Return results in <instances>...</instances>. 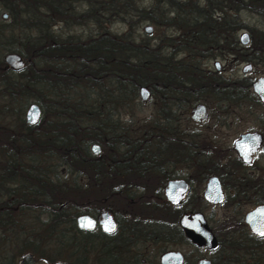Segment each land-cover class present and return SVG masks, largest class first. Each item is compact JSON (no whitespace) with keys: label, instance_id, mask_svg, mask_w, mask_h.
I'll use <instances>...</instances> for the list:
<instances>
[{"label":"trees","instance_id":"1","mask_svg":"<svg viewBox=\"0 0 264 264\" xmlns=\"http://www.w3.org/2000/svg\"><path fill=\"white\" fill-rule=\"evenodd\" d=\"M241 12L264 17V0H0V264H122L136 242L122 234L124 213L143 214L129 226L152 240L164 227L155 214L171 208L159 196L163 180L147 186L142 175L188 159L216 163L195 156L188 145L198 149V136L178 128L204 90L192 60L264 55V31L244 25ZM143 23L170 33L138 38ZM243 30L247 47L235 36ZM8 53L21 70L3 63ZM207 79L216 94L221 82ZM140 87L159 122L132 128L120 117L134 114ZM30 104L40 110L32 124ZM102 209L119 221L112 238L76 228L77 216Z\"/></svg>","mask_w":264,"mask_h":264},{"label":"flooded vegetation","instance_id":"2","mask_svg":"<svg viewBox=\"0 0 264 264\" xmlns=\"http://www.w3.org/2000/svg\"><path fill=\"white\" fill-rule=\"evenodd\" d=\"M216 56L224 59L230 58L232 61H238L239 63H246L241 69L244 75L250 72L252 65H257L258 63L264 69V55H247L244 60H240L242 55H209L207 57L205 55L201 60L215 58ZM213 68L215 72H209L198 67L204 75H202L204 79H201L203 87H200V89L203 88L204 90L201 91L199 100L214 101L223 109L230 107L241 110L240 106L242 104L243 107L264 108V102L253 92L252 88V85L263 79L264 76L253 80L248 78H225L218 74L220 71L218 62L213 63ZM208 74L214 75L221 82L220 85H217V92L214 95L209 93L206 85H204L208 81ZM240 85L243 88L241 99L239 100L235 95V91L236 89L239 91ZM194 103L188 112L187 122L194 126H204L208 120L207 108L201 103ZM197 104L204 107L206 116L204 121L195 123L190 120L189 115L191 109ZM246 114L251 116L250 119L256 124V127L239 131L235 135V139L226 148H221L210 137L194 134L198 136V149L193 145L195 143H189L188 145L195 151L193 152L194 155L201 156V158L211 157L215 159L216 163L208 166L203 161L194 162V160L188 159L187 161L191 162L160 165L151 168L152 176H149L148 173L142 175L143 179L141 180L147 186L158 184L160 179L163 180L159 196L171 210L155 214L156 216H161L162 221L152 223H161L164 227L155 231L156 235L153 236V241L140 240V235H137L138 230L129 226L136 223V221L131 219H134V217L140 219L144 216L143 214L133 212L122 214L121 222L126 224V227L122 228V234L132 235L136 238L135 243H127L128 249L122 255L126 259L122 261V264H161V257L166 254H177L170 257L171 260L173 258L172 261H179L178 263L173 262L174 264H199L200 262H207L208 264H264V233L255 234L244 221L246 214L253 210L257 211L264 206V114H255L250 110ZM218 123L221 124V122ZM241 154H250L248 155V163L242 161L241 156H239ZM210 178H216L219 184L223 197L219 204H210L203 199L205 186ZM175 181L184 182L186 189L184 198L178 204L172 205L165 200L163 190L168 182ZM192 185H202L201 192L191 195ZM201 204L212 208H225L228 213L213 221L211 214L207 215L202 212L201 207L198 208V205L200 206ZM244 207H247V209L244 210ZM193 214L202 216L209 232L215 239L214 247L209 249L205 246H198L186 236L179 221L182 217ZM98 216L99 214L96 217H91L95 220V223L98 220ZM111 217L115 222V230L110 234L104 233L109 238H112L118 231L119 222L112 215ZM140 222L142 223V221ZM262 227L263 222L257 221L255 223L257 231H262ZM93 230H100V228L96 225ZM158 234H161L160 238H157ZM142 237L146 236L143 234ZM230 238L233 240L232 244L228 242ZM166 244L189 247L196 251L197 254L190 255L179 249L163 251L161 248H156L157 245L163 246ZM230 252L231 256L228 257L227 255ZM231 257L236 258V260L232 261Z\"/></svg>","mask_w":264,"mask_h":264},{"label":"rangeland","instance_id":"3","mask_svg":"<svg viewBox=\"0 0 264 264\" xmlns=\"http://www.w3.org/2000/svg\"><path fill=\"white\" fill-rule=\"evenodd\" d=\"M239 19L242 20L244 25H247L248 27L256 30H262L264 31V17H258L253 14H249L247 12H241L239 13ZM151 27V32L149 34L144 33L145 27ZM110 30L112 31H121L120 25H112L109 26ZM86 32L87 30L85 28H71V32ZM170 30L163 29V28H155L151 26L148 23H143L141 26L137 28L136 35L138 38H144L147 37L151 39L152 41H155L158 37H161L162 35L169 34ZM242 33H246L247 37L250 42V36L248 35L247 31H238L236 33V40L238 43V39L241 36ZM239 45V44H238ZM248 44L245 46L247 47ZM243 47V46H240ZM5 55V54H4ZM187 55H176V59L179 60V58H185ZM188 58V57H187ZM185 58V59H187ZM187 62H189L187 60ZM218 62L220 66V71L218 72L219 76L225 77V78H232V79H240V78H248V79H255L260 76H264V69L260 63L257 65H252L251 70L248 74L244 75L241 72L242 67L246 63H239L238 61H232V59L227 58H221V57H215V58H209V59H203L201 58H195L192 60V63H194L196 66H198L201 69H205L209 72H215L213 68V63ZM217 73V72H216ZM196 103H201L206 106L208 111V120L207 123L204 126H194L190 122L187 123H180L178 128L180 130H184L187 133L193 132L194 134H197L198 136L203 137H210L213 141L217 143L221 148H226L230 145L231 141L235 139V135L242 130L248 129L250 127H256V124L252 121L251 116H248L246 112L248 110L252 111L255 114H264V108H254V107H243V104L240 106L241 110L239 109H233L230 107L221 108L219 105H217L214 101L210 100H199ZM134 106V114H126L121 115L120 120L122 122H125L126 124L130 123L132 128H138L142 127V123L145 124L146 122H150L152 120H155L159 122V118L155 116V109H154V100L149 97V99L145 102H141L138 97H136ZM131 116V117H130ZM188 117V116H187ZM220 120V121H219ZM221 122L219 124L218 122ZM258 162V160H257ZM202 190V185L196 186L192 185V189L190 194L195 195L200 193ZM194 197V196H193ZM201 204L198 205V208L201 207L202 212H205V214L210 215L213 221L217 220L218 218H221L223 215L227 214V210L225 208H212L209 206H206ZM247 209V207H244V210ZM103 210V209H102ZM101 210V211H102ZM212 211V212H211ZM46 248V246H45ZM156 248H161V250H174L179 249L182 250L184 253H189L190 255L197 254L196 251L193 249H190L189 247H183V246H175V245H157ZM94 254L97 252V249H94ZM94 254L92 253L90 261H92V258L94 257Z\"/></svg>","mask_w":264,"mask_h":264},{"label":"water","instance_id":"4","mask_svg":"<svg viewBox=\"0 0 264 264\" xmlns=\"http://www.w3.org/2000/svg\"><path fill=\"white\" fill-rule=\"evenodd\" d=\"M5 18V15H3ZM151 32V27H145L144 33L149 34ZM239 45L245 47L248 44V37L246 33H242L239 37ZM3 63L11 71H19L24 67V63L21 57L14 53L5 54L2 58ZM253 92L259 97V99L264 102V78L260 79L252 85ZM138 99L141 102H145L149 99L150 95L147 89L140 87L137 92ZM40 115V110L37 105L30 104L24 112V120L28 124L37 122ZM205 109L202 105H195L191 111L189 118L192 122H201L205 120ZM248 138V136H246ZM238 151V150H237ZM90 152L92 155H97L99 153V148L96 145L90 146ZM253 152V151H251ZM250 152V153H251ZM241 154L242 161L248 163V155ZM186 185L182 181L168 182L163 190V195L165 200L172 204H178L185 194ZM222 194L220 191L219 184L216 178H210L205 186V191L203 193V199L210 204H219L222 201ZM245 223L248 225L251 231L255 234L264 233V206L260 207L257 211L253 210L252 212L245 215ZM257 221L263 222L262 231H257L255 229V223ZM90 226H85V225ZM180 226L185 231L186 236L191 240L192 243L197 244L198 246H205L207 248H212L215 245V239L209 232L203 218L199 214H193L191 216H184L179 221ZM100 228V231L105 234H110L115 230V222L113 221L110 213L106 210H102L99 213L98 220L95 223V220L88 215H80L75 218V226L80 231H92L95 226ZM112 228L113 230H108ZM177 254H166L161 257V264H174L179 261H172L171 256ZM199 264H208L207 262H200Z\"/></svg>","mask_w":264,"mask_h":264},{"label":"snow or ice","instance_id":"5","mask_svg":"<svg viewBox=\"0 0 264 264\" xmlns=\"http://www.w3.org/2000/svg\"><path fill=\"white\" fill-rule=\"evenodd\" d=\"M85 226H90V225H87V224H86ZM108 230H113V229H112V228H109Z\"/></svg>","mask_w":264,"mask_h":264}]
</instances>
